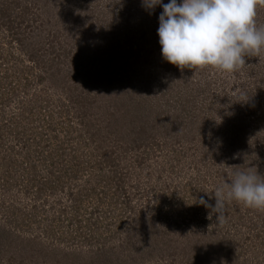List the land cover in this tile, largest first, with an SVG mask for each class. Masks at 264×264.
Instances as JSON below:
<instances>
[{"label":"rangeland","instance_id":"374dc122","mask_svg":"<svg viewBox=\"0 0 264 264\" xmlns=\"http://www.w3.org/2000/svg\"><path fill=\"white\" fill-rule=\"evenodd\" d=\"M161 12L0 0V264H264V211L198 204L264 177V50L180 69Z\"/></svg>","mask_w":264,"mask_h":264},{"label":"clouds","instance_id":"9594fccd","mask_svg":"<svg viewBox=\"0 0 264 264\" xmlns=\"http://www.w3.org/2000/svg\"><path fill=\"white\" fill-rule=\"evenodd\" d=\"M264 0H142L146 9L162 7L157 35L165 61L180 68L214 67L235 72L247 56L264 50V26L257 27V6ZM215 205L201 197L209 217L225 219L226 202L264 211V177L257 172H234L230 182L217 187Z\"/></svg>","mask_w":264,"mask_h":264}]
</instances>
